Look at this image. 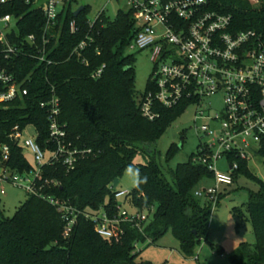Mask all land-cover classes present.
Segmentation results:
<instances>
[{
    "label": "trees",
    "instance_id": "16d2710c",
    "mask_svg": "<svg viewBox=\"0 0 264 264\" xmlns=\"http://www.w3.org/2000/svg\"><path fill=\"white\" fill-rule=\"evenodd\" d=\"M27 1L14 0L0 10V16L10 14L18 20L17 29L9 35L11 41L17 36L20 42L30 35L37 39L36 47L24 46L26 57L12 62L20 79L32 74L27 84L30 95L0 111V144L12 147V167L21 172L31 169L23 151L7 139L15 125H34L40 135L38 143L48 148L49 124L40 103L54 88L60 99V121L67 126L69 140L84 154L72 170L62 164L43 169L48 194L85 213L102 207L115 209L119 204L116 194L122 191L113 184L134 167L139 183L127 200L139 210L153 209L154 215L144 233L124 226V233L113 240L101 238L95 224L80 216L72 234L65 237L61 216L47 201L28 196L13 218L5 217L0 201V264H152L139 261L137 245H154L169 231L180 242L182 253L193 256L196 245L208 241L212 216V206H202L195 191L213 173L194 161L201 145L190 163L172 171L173 183L155 160L153 146L187 107L161 108L155 121L143 116L141 98L152 87L150 79L145 93L136 88L135 56L128 54L137 32L132 12L121 11L115 20L100 14L91 26L88 8L76 17L69 0L56 27L45 34L43 8L35 5L36 0ZM209 1L211 11L232 17L234 34L253 31L264 40V0L258 7L250 0ZM73 21L78 28L75 34L70 30ZM45 36L50 39V65L31 58L43 49ZM83 41L88 42L87 48L74 54ZM103 65V74L95 77ZM178 150L174 146L170 158ZM142 153L151 160L134 164ZM261 153L264 157V148ZM237 161L241 169L235 182L245 177L259 187L247 202L256 243L241 244L231 264H264V182L252 173L249 162ZM52 182L57 186L50 188ZM216 252L223 255L220 248Z\"/></svg>",
    "mask_w": 264,
    "mask_h": 264
},
{
    "label": "built area",
    "instance_id": "2783aa9c",
    "mask_svg": "<svg viewBox=\"0 0 264 264\" xmlns=\"http://www.w3.org/2000/svg\"><path fill=\"white\" fill-rule=\"evenodd\" d=\"M39 1L36 0L35 5L43 8L45 34L50 33L69 0H41L43 5H38ZM13 2L0 0V10ZM127 2L138 27L129 49L148 51L154 65L152 89L141 98V112L149 121H155L160 117L161 108L172 110L195 105L196 118L210 122L200 128L209 139L201 144L200 155L194 161L208 167L215 184L198 188L195 196L207 199L215 209L221 202L220 197L235 184V174L241 169L237 159L250 163L253 158H264L261 153L264 148V40L253 31L234 34L231 31L232 17L211 11L209 0ZM17 23L18 20L10 14L0 16V111L30 95L27 84L31 82L32 74L20 79L12 70V62L26 57L24 46L36 47L37 39L30 35L21 42L19 36L11 41L9 35L17 29ZM94 23L90 21L91 26ZM70 30L72 34L78 32L75 21L70 24ZM49 43L50 39L45 36L43 49L37 50L38 54H31V58L52 64L47 59ZM87 46L88 42L83 41L74 54ZM105 67L103 65L94 76L101 77ZM218 95L223 96V108L212 114V105H207V101ZM40 107L46 112L49 124L48 148L44 150L38 141L27 139L24 147L34 157L36 166L28 161L31 169L21 172L12 167L10 144H0V182L20 188L28 196L45 200L55 207L65 225V237L72 234L80 216L91 220L97 234L104 240L122 235L124 226L144 233L154 210L126 209L124 205L129 193L116 194L118 200L125 199L117 208L102 207L92 213L79 211L48 194L43 169L62 164L72 170L84 152L69 140L67 126L60 121V99L54 88ZM25 128L15 125L7 135L9 142L20 148ZM21 150L24 153V149ZM46 156L49 159L45 163ZM223 160L228 163L227 172L218 170ZM48 185L53 188L57 183Z\"/></svg>",
    "mask_w": 264,
    "mask_h": 264
},
{
    "label": "rangeland",
    "instance_id": "374dc122",
    "mask_svg": "<svg viewBox=\"0 0 264 264\" xmlns=\"http://www.w3.org/2000/svg\"><path fill=\"white\" fill-rule=\"evenodd\" d=\"M71 1V0H70ZM254 6L259 4L250 0ZM43 2L40 0L38 5ZM81 7H87V19L94 22L100 14L110 20H115L119 12L128 13L130 7L127 0H72V10L76 13ZM136 29H138L136 25ZM128 54L135 56L136 88L140 93H145L151 79L154 65L151 62V55L148 51H132L128 49ZM212 105V114L220 112L223 108V96L218 95L207 101ZM197 107L188 106L172 122L160 139L153 146L155 153L153 156L157 163L164 169L166 177L173 183L172 171L179 165L191 162L192 157L197 154L198 147L208 141L206 134L200 131L201 126L210 124L208 120L197 119ZM39 131L34 125H29L24 129L21 142V149L31 164H35L34 157L24 146L27 139L38 141ZM176 146L179 150L170 158L171 149ZM49 156H46L45 163ZM151 157L146 154L138 155L134 164H146ZM252 173L264 182V158L257 157L250 161L249 165ZM221 172L228 171V163L223 160L218 165ZM139 183V174L134 167L127 169L117 186V191L131 193ZM215 184L213 178H207L198 188L211 187ZM259 187L253 181L245 177H239L235 184L228 189L221 199L219 206L212 209L210 220V234L208 241H200L193 256L184 255L181 245L172 231L164 234L154 245H140L139 261L150 262L152 264H231V258L237 253L241 244H255L256 237L254 228L249 218L247 202L251 192H257ZM2 191L5 194H2ZM28 195L20 188L8 183L0 182L1 208L6 218H13L19 207L27 200ZM202 206H209L207 199H199ZM125 199H120L123 204ZM124 207L130 211L135 208L129 201ZM234 222V223H233ZM233 223L232 227H228ZM235 234L234 236L232 234ZM220 248L224 256L216 252Z\"/></svg>",
    "mask_w": 264,
    "mask_h": 264
},
{
    "label": "water",
    "instance_id": "95a60500",
    "mask_svg": "<svg viewBox=\"0 0 264 264\" xmlns=\"http://www.w3.org/2000/svg\"><path fill=\"white\" fill-rule=\"evenodd\" d=\"M85 7H81L76 13L75 16L78 17L83 11H84ZM120 180L116 179L114 184H113V188H117V186L119 185Z\"/></svg>",
    "mask_w": 264,
    "mask_h": 264
},
{
    "label": "clouds",
    "instance_id": "9594fccd",
    "mask_svg": "<svg viewBox=\"0 0 264 264\" xmlns=\"http://www.w3.org/2000/svg\"><path fill=\"white\" fill-rule=\"evenodd\" d=\"M146 180V178H145ZM234 223V222H233ZM233 223H230L229 225H227L228 227H232L233 226ZM233 236L235 235L234 233L232 234Z\"/></svg>",
    "mask_w": 264,
    "mask_h": 264
},
{
    "label": "crops",
    "instance_id": "0c3cea01",
    "mask_svg": "<svg viewBox=\"0 0 264 264\" xmlns=\"http://www.w3.org/2000/svg\"><path fill=\"white\" fill-rule=\"evenodd\" d=\"M140 247V246H139ZM140 249V248H139ZM221 256H224V254L223 255H221Z\"/></svg>",
    "mask_w": 264,
    "mask_h": 264
}]
</instances>
